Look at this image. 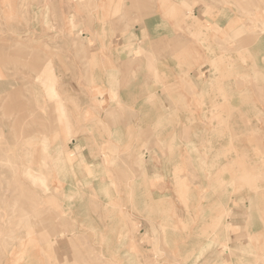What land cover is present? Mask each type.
<instances>
[{
  "label": "crops",
  "instance_id": "0c3cea01",
  "mask_svg": "<svg viewBox=\"0 0 264 264\" xmlns=\"http://www.w3.org/2000/svg\"><path fill=\"white\" fill-rule=\"evenodd\" d=\"M120 8L106 33L86 36L107 58L93 72L112 79L96 81L111 91L92 104L90 123L64 152L74 232L87 238L85 248L98 233L101 250L119 252L115 262L103 254V264H264V190L232 194L225 184L233 178L219 174L235 168L219 156L225 136L235 146L251 138L247 150L264 152V101L251 87L221 82L209 63L220 56L221 30L235 20L264 27V0H121ZM247 54L264 75L263 31ZM240 103L259 118H240ZM221 120L231 127L221 130ZM227 226L237 233H223Z\"/></svg>",
  "mask_w": 264,
  "mask_h": 264
},
{
  "label": "rangeland",
  "instance_id": "374dc122",
  "mask_svg": "<svg viewBox=\"0 0 264 264\" xmlns=\"http://www.w3.org/2000/svg\"><path fill=\"white\" fill-rule=\"evenodd\" d=\"M120 6L121 0H0V264H81L85 257L103 264V254L111 262L119 258L116 249L98 247V233H91V248H85L87 238L74 232L78 222L69 202L74 196L67 194L61 177L68 142L90 123L92 104L111 91L96 85L112 78L93 72L107 58L86 36L106 33V23L121 16ZM260 31L264 27L258 20L251 27L235 20L221 30L220 56L209 63L221 82L251 87L264 101V75L247 54ZM226 107L220 106L221 112H228ZM236 112L240 118L244 113L260 116L243 103ZM219 123L221 130L231 127L226 120ZM255 123L259 127V120ZM235 124L244 127V120L237 116ZM223 139L226 147L219 156L235 163L234 169L219 170L233 178L230 186L226 181V190L240 196L262 192V147L252 146L250 152L244 143L254 144L251 138H237L236 146L233 137ZM204 156L207 160L209 153ZM207 173L212 182L216 175ZM225 230L237 233L234 227Z\"/></svg>",
  "mask_w": 264,
  "mask_h": 264
}]
</instances>
